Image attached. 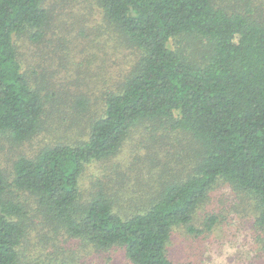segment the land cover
Returning a JSON list of instances; mask_svg holds the SVG:
<instances>
[{
	"label": "trees",
	"instance_id": "trees-1",
	"mask_svg": "<svg viewBox=\"0 0 264 264\" xmlns=\"http://www.w3.org/2000/svg\"><path fill=\"white\" fill-rule=\"evenodd\" d=\"M84 3L96 5L105 26L138 58L122 74L119 90L106 94L85 137L27 151L59 115L56 104L48 108L49 94L77 123L91 105L80 86L70 92L74 80L60 93L44 92L25 69L19 39L45 53L49 44L39 42L59 11L48 0H0V139L17 146L2 157L10 155V164L0 162V264H35L32 231L39 225L63 229L76 241L69 249L73 260L84 247L98 253L121 248L129 264H179L168 249L174 228L203 232L193 223L196 211L221 182L252 201L264 250V0ZM67 25L64 18L60 26ZM61 30L52 34L57 41L75 34ZM144 125L164 148L168 140L186 149L188 174L130 213L116 210L104 181L84 199L87 167L115 155ZM32 199L41 223L32 215ZM218 221L209 215L206 228Z\"/></svg>",
	"mask_w": 264,
	"mask_h": 264
},
{
	"label": "rangeland",
	"instance_id": "rangeland-1",
	"mask_svg": "<svg viewBox=\"0 0 264 264\" xmlns=\"http://www.w3.org/2000/svg\"><path fill=\"white\" fill-rule=\"evenodd\" d=\"M48 1L56 12L59 11L58 20L46 40L39 42L49 44L45 53L41 52L39 44L19 39L25 69L44 92L60 93L62 88H68L70 80H74L76 83L69 88L70 92H76L74 90L80 86L91 108H86L85 118L77 123L69 117L71 109H62L60 101H55L53 94H49L48 108L56 104L59 115L52 122L46 121L50 130L28 142L27 151L55 140L77 141L85 137L89 120L104 107L106 94L119 90L122 74L138 58L133 48L105 26L96 5L92 8L84 3L86 0ZM64 18L70 25L60 26ZM61 29H73L75 34L57 41L52 34L62 32ZM80 32L83 37L76 34ZM56 44L60 45L58 51L54 48ZM155 136L156 133L154 137L150 135L145 125L135 127L115 155L90 164L81 181L84 199L92 196L98 182L104 181L116 200V210L120 208L130 213L144 207L166 183L188 174L192 162L183 153L186 149H180L168 140L164 148ZM13 149H17L14 143L0 139V162L10 164V155L6 159L2 157L12 153ZM30 203L34 216L37 204L33 199ZM211 214L218 215L219 221L208 229L205 222ZM255 216L252 201L230 184L221 182L196 211L193 223L203 232L190 234L185 226L174 228L169 254L179 264H264L263 245L253 222ZM34 218L41 223V217L36 215ZM32 236L37 251L35 264H83L84 258L85 264H129L121 248L98 253L84 247L73 260L69 249L76 246V241L63 229L55 231L48 225H39L32 231Z\"/></svg>",
	"mask_w": 264,
	"mask_h": 264
}]
</instances>
